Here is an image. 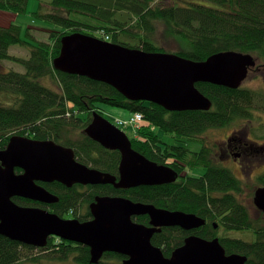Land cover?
I'll list each match as a JSON object with an SVG mask.
<instances>
[{
	"label": "trees",
	"instance_id": "16d2710c",
	"mask_svg": "<svg viewBox=\"0 0 264 264\" xmlns=\"http://www.w3.org/2000/svg\"><path fill=\"white\" fill-rule=\"evenodd\" d=\"M28 3L29 0H0V11L25 14ZM35 16L57 28L50 30V41L30 44L26 58L10 53L13 45L26 43L22 40V27L0 25V149L14 135L53 140L72 148L81 163L119 176V152L107 153L85 132L95 112L105 117L103 105H108L130 110L127 119L134 113L144 115L136 135L127 134L133 148L151 161L172 168L178 175L180 161L191 170L208 169H203L205 173L200 177L188 174L171 183L130 189L98 184L87 187L85 193L78 189L80 185L69 188L59 182H40L60 198L59 202L49 205L22 197L14 200L23 206L47 208L64 218L72 213L73 219L82 221L87 220L81 211L83 204L107 195L195 213L206 220L205 225L191 231L165 227L153 236V244L166 257L195 234L206 239L220 238L228 254L246 255L247 264H264V221L253 219L249 206L237 198L235 192L242 191L239 182L230 171L211 161L205 146L196 152L181 145L203 142L202 136L209 129L253 118L258 109V92L201 82L197 87L212 101L211 109L168 111L156 103L129 100L110 84L65 73L53 65L60 54L61 39L73 33L148 52H172L198 61L219 52L235 51L264 62V0H40ZM166 38L174 39L178 48L168 50ZM7 60L21 64L24 72L6 69ZM160 131L180 145L167 143ZM105 153L112 154L113 164ZM133 219L146 225L150 222L148 215ZM221 228L252 231L255 240L219 236ZM123 257L107 252L96 264H124ZM26 261L92 264L90 248L83 244L52 236L45 247L38 248L0 235V264Z\"/></svg>",
	"mask_w": 264,
	"mask_h": 264
},
{
	"label": "water",
	"instance_id": "95a60500",
	"mask_svg": "<svg viewBox=\"0 0 264 264\" xmlns=\"http://www.w3.org/2000/svg\"><path fill=\"white\" fill-rule=\"evenodd\" d=\"M53 65L56 70L110 84L129 100L156 103L168 111H185L212 108V101L197 83L239 88L249 68L256 66V59L251 54L225 51L198 61L73 33L61 39L60 54ZM85 132L102 146L121 152L119 176L81 163L72 148L53 140L14 135L0 150V235L38 248L45 247L52 236L83 244L90 248L93 264L107 252L126 256L124 264H247L246 255L228 254L218 237L206 239L191 234L170 257L153 244V236L165 227L191 231L205 225L206 220L195 213L107 195L97 196L90 205L93 218L81 221L66 219L40 206L18 204L15 197L45 204L59 201L39 182L57 181L67 187L112 184L130 189L171 183L179 177L172 168L136 151L129 135L97 112ZM254 203L264 211V186L256 189ZM142 215H148L149 225L133 219Z\"/></svg>",
	"mask_w": 264,
	"mask_h": 264
},
{
	"label": "flooded vegetation",
	"instance_id": "af4514ba",
	"mask_svg": "<svg viewBox=\"0 0 264 264\" xmlns=\"http://www.w3.org/2000/svg\"><path fill=\"white\" fill-rule=\"evenodd\" d=\"M255 78L260 79L261 80L260 84L264 86V62H261L258 59H256V66L249 68L247 78L241 87H243L246 83L253 82ZM210 132L214 136L216 135L215 133H218V135H220L221 137L219 139H213L211 136L208 135V133ZM202 139H204V141L199 142L201 144V149L203 146L206 147L208 153L211 155V161L212 162L215 161L216 164L221 166L224 170L230 171L234 175L236 180L239 182L242 191L239 192L238 194H236L235 192V194L237 195V198L244 204H246L245 203L246 199L242 195V192L244 190L243 187L252 183L253 194H252V198H250L248 203L249 211L253 210L257 215H264V211L259 209L254 203V196L256 189L258 187L264 186V183L262 182V180L264 179V115L256 114L254 115L253 118L238 120L228 126L209 129L204 133ZM104 148H105L104 150L107 153H112L111 151L119 152L120 154V160L118 162V167H119L122 159L121 152L119 150H112L106 147ZM107 153H105V155L107 156L109 161L113 164L114 162L111 159L112 154L109 155ZM96 157H99V155H96ZM177 169H178L177 171L179 172L178 179L185 177L188 174L190 175L192 174L186 171L187 167H185L183 161L177 163ZM203 169H208V167H200V170ZM193 171L194 173L191 176L194 177H200L203 173H205V171L200 173H198L199 171L197 170H193ZM49 183H53V182H49ZM77 185L82 186L81 188L78 187V189L81 192L85 193L86 192L85 190H88L86 189L87 187L96 186L98 184L95 185L74 184L72 187L69 188H73ZM94 200L95 199H93V202ZM91 203L92 201L88 205L83 204V208L81 211L83 215L87 216V220L84 221H88L93 218L90 209ZM65 217L66 219H73L74 216L72 213L70 214L67 213L65 214ZM125 258L127 257L124 256L123 261Z\"/></svg>",
	"mask_w": 264,
	"mask_h": 264
},
{
	"label": "rangeland",
	"instance_id": "374dc122",
	"mask_svg": "<svg viewBox=\"0 0 264 264\" xmlns=\"http://www.w3.org/2000/svg\"><path fill=\"white\" fill-rule=\"evenodd\" d=\"M39 7H40V0H29L28 11L25 14L19 15V14H13L10 12L0 11V25H9V24L20 25L22 27V40L26 42L24 44L13 45L10 48L11 54L26 58V57H29L30 55V49H31L30 44L36 43V40L50 41V32H51L50 30L56 29L57 27H55V25L51 23L47 24L42 19L35 16V13L39 11ZM165 41L167 42L165 47L168 50L174 51L175 48H178V43L174 39L166 38ZM4 65L6 69L8 70H16L20 72H24L25 70L21 64L13 62V61H9V60L5 61ZM260 82H261L260 79L255 78L253 82L246 83L243 87L246 89H251V90L258 92V94L260 95V98L258 99V109H256L255 114L264 115V99H263L264 86H262ZM103 108L105 110V118L117 126H118V121L127 119L129 115L131 114L130 110L120 108V107L103 105ZM82 116H84V114H82ZM123 130L129 135L133 134V131L131 128H126ZM160 134L167 143L180 145L178 142L174 141V139H172L171 136L165 134L163 131H160ZM215 134L216 135L214 136L211 132L208 133V135L211 136L213 139H219L221 137L220 135H218V133H215ZM181 145H183L184 147L192 151H199L201 149V144L199 142L189 141ZM186 171L188 173H192L191 175H193L194 173V171L189 168H187ZM197 171H199L198 173L204 172L203 170H197ZM243 189L244 190L242 192V195L246 199V202H245L246 205H248L249 200L250 198H252V194H253L252 183H250L247 186H244ZM250 212H251V217L253 219L259 220L261 222L264 221V215H257L253 210H250ZM219 236L239 238V239H244L249 242L255 240V234L252 231H247V230L238 231V230H225L224 228H221L219 229ZM35 253L39 254V251L35 250ZM55 262L58 264H62L61 261H55ZM24 264H36V263L26 261V263ZM70 264H73V263H70Z\"/></svg>",
	"mask_w": 264,
	"mask_h": 264
},
{
	"label": "built area",
	"instance_id": "2783aa9c",
	"mask_svg": "<svg viewBox=\"0 0 264 264\" xmlns=\"http://www.w3.org/2000/svg\"><path fill=\"white\" fill-rule=\"evenodd\" d=\"M144 119V115L139 113H134L129 119L118 121V125L124 128H131L133 133H137L141 129V123Z\"/></svg>",
	"mask_w": 264,
	"mask_h": 264
}]
</instances>
